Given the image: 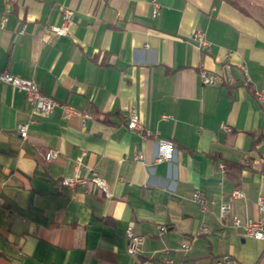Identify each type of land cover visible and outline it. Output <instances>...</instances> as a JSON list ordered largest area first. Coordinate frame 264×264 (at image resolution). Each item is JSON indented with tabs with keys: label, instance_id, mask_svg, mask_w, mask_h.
I'll return each instance as SVG.
<instances>
[{
	"label": "crops",
	"instance_id": "crops-1",
	"mask_svg": "<svg viewBox=\"0 0 264 264\" xmlns=\"http://www.w3.org/2000/svg\"><path fill=\"white\" fill-rule=\"evenodd\" d=\"M158 2L154 14L152 0H0V70L93 115H44L0 83V264H218L226 254L264 264V240L232 223L260 217L264 194V22L225 0ZM65 8L70 33L48 34ZM202 70L221 81L204 84ZM132 113L141 130L128 127ZM49 149L59 151L51 161ZM84 151L82 170L96 168L112 197L61 184ZM130 226L143 235L137 254Z\"/></svg>",
	"mask_w": 264,
	"mask_h": 264
},
{
	"label": "built area",
	"instance_id": "built-area-1",
	"mask_svg": "<svg viewBox=\"0 0 264 264\" xmlns=\"http://www.w3.org/2000/svg\"><path fill=\"white\" fill-rule=\"evenodd\" d=\"M153 2V13L156 14L159 11L160 3L158 0H152ZM64 17L63 22L60 25L51 24L46 26L45 31L53 36L59 35H67L70 33V23L71 17L73 15V9L65 8L64 9ZM24 31V25L20 30ZM195 38L198 40L200 47L204 49H208L210 43L206 38V35L203 31H197L195 33ZM225 69L228 74V82L234 83V80L230 76V63H225ZM201 79L204 84L208 85H216L221 81V76L208 73L205 70L200 72ZM0 83H8L13 85L16 89L24 91L29 103L33 106V108L43 113L44 115L51 114L55 108L60 107L63 109L64 115L66 117L77 116L80 117L82 122L85 124L89 118H92V113L85 110H80L73 105L61 102L58 99L46 94L43 92L41 86L34 81L33 79L24 78L20 76H16L8 72L7 70H0ZM257 96L260 99L264 100V89H260L256 91ZM164 118L170 117L168 114L163 115ZM127 125L130 129L133 130H141L143 128L142 123L139 119V116L136 113H132L129 115ZM222 127L226 130H230L231 127L227 124H223ZM29 122L21 123L19 125V132L22 137H26L28 134ZM162 144H171L167 140H161ZM86 154V151L82 153L76 159L75 169L72 173L65 175L61 178V184L64 187L74 189L77 186L89 187L91 185L96 186L100 191L104 194L105 197H112V193L109 189L108 183L106 179L102 176V174L93 167H86L83 171L82 167L83 163V155ZM59 155V151L57 149H49L46 153V159L51 161ZM169 154L162 152L155 157L156 162L163 161L165 158H168ZM137 159L143 158V155L137 154ZM221 167L225 168V164L221 163ZM261 170L264 174V158H261ZM233 197H241L243 192L240 188H235L232 192ZM194 200L197 202L204 204L205 197L199 191L195 192L193 195ZM257 205L258 210L260 212V217L253 219H241L240 217L233 215L232 223L235 227H239L242 229L244 234L249 237H253L256 239L264 240V194H259L257 197ZM230 204L223 203L221 205V213L220 216L222 220L227 219L230 213ZM162 231L166 230V227H161ZM204 231H207V227L203 228ZM127 236L129 238L128 241V252L131 254H136L141 251V243L143 240V236L141 234L136 233L133 228L130 226L126 229ZM182 248L187 250L189 248L188 243H183ZM218 264H242L233 260V258L226 254L222 255L217 259ZM165 264H188L183 260H175L171 257H167L165 260Z\"/></svg>",
	"mask_w": 264,
	"mask_h": 264
},
{
	"label": "rangeland",
	"instance_id": "rangeland-1",
	"mask_svg": "<svg viewBox=\"0 0 264 264\" xmlns=\"http://www.w3.org/2000/svg\"><path fill=\"white\" fill-rule=\"evenodd\" d=\"M242 6L250 12L251 15L256 16L264 22V0H237ZM166 227V226H161ZM160 227V228H161ZM167 228V227H166ZM208 231V228H207ZM206 232V231H205ZM143 236V235H142ZM253 238V237H252ZM256 239V238H255ZM261 240V239H260ZM129 241V238H128ZM143 241V240H142ZM142 245V243H141ZM140 252V251H139ZM137 254V253H136ZM166 260V259H165ZM180 261V260H178ZM184 261V260H183ZM186 262V261H185Z\"/></svg>",
	"mask_w": 264,
	"mask_h": 264
},
{
	"label": "trees",
	"instance_id": "trees-1",
	"mask_svg": "<svg viewBox=\"0 0 264 264\" xmlns=\"http://www.w3.org/2000/svg\"><path fill=\"white\" fill-rule=\"evenodd\" d=\"M228 3H230L231 5H233L234 7H236L237 9H239L241 12L247 14V15H251L249 11H247V9H245L244 6H242L237 0H225Z\"/></svg>",
	"mask_w": 264,
	"mask_h": 264
}]
</instances>
